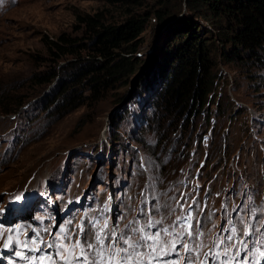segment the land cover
<instances>
[{
	"label": "rangeland",
	"instance_id": "374dc122",
	"mask_svg": "<svg viewBox=\"0 0 264 264\" xmlns=\"http://www.w3.org/2000/svg\"><path fill=\"white\" fill-rule=\"evenodd\" d=\"M202 1L0 0V93L4 103L22 102L14 113L0 112V233L11 228V236L24 223L57 237L65 218L78 229L91 227L84 218L102 225L103 216L113 224L177 219L180 229L192 219L201 230L194 240L210 248L204 257L215 264L222 228L232 222L244 232L247 225L264 227V49L261 64L247 55L240 62L216 58L215 84L199 114L180 115L157 103L161 49L172 47L171 34L183 21L206 34L218 56L228 23L217 22ZM160 9L172 17L158 23ZM95 12L108 25L146 17L131 41V60H139L132 73L107 79L99 92L83 82L67 96L72 101L62 99L58 86L78 58L91 56L80 51L56 59L43 39L83 36L75 14ZM44 74L53 77L36 83ZM214 169L224 178L220 187L218 176L207 178ZM208 187L220 197L211 196L217 201L203 210ZM171 236L161 232L155 246L179 242L180 235ZM246 257L242 252L239 260ZM172 262L181 264V256Z\"/></svg>",
	"mask_w": 264,
	"mask_h": 264
},
{
	"label": "trees",
	"instance_id": "16d2710c",
	"mask_svg": "<svg viewBox=\"0 0 264 264\" xmlns=\"http://www.w3.org/2000/svg\"><path fill=\"white\" fill-rule=\"evenodd\" d=\"M107 1L125 4L135 0ZM196 1L188 0V3ZM202 3L208 5L210 14L218 18L217 22L225 19L228 23L218 56L213 58L212 48L209 49V46L214 44L212 41H206L204 37L206 34L200 35L196 25L191 26L183 21L171 34L172 47L169 45L162 49L160 47L162 51L159 50L166 56L161 61L162 66L155 77L158 78V84L161 82L160 90L157 91V103L173 113L180 112V115L186 116L191 114V117L196 113L199 114L210 100L208 96L217 76L215 72H212L216 58L225 60L226 63L240 62L242 56L247 55L259 64L263 62L258 55L259 50L264 49V0H203ZM171 17V11L167 12L164 9L155 11L158 23ZM75 20L83 27V36L77 38L61 33L54 39H43L47 52L56 59L68 55L80 56L78 55L80 51H86V55L91 56L78 58L77 66L71 69L63 83L58 86L62 99L74 95L75 86L79 83L86 82L94 92H99V87L107 85V79L116 80L117 76H123L126 72L132 73L135 62L139 58L134 57L131 60L130 56L136 52V47L131 41L143 32L146 17H130L119 25H108L103 22L101 13L95 12L93 14L76 13ZM52 77L53 75L44 74L35 77V80L36 83L43 84L50 81ZM148 83L151 88L152 83ZM71 97L66 100L72 101ZM3 100H6V95L0 93V112L2 113H14L22 104L21 101L4 103ZM69 103L66 104L69 105ZM232 146L230 142L226 149L231 152ZM223 152L225 154V151ZM225 164L226 162L220 165L221 169ZM213 172L215 169L212 173L207 172V178L212 181L219 175L218 172L213 175ZM217 180L220 187L224 178L218 176ZM211 192V196H214L216 191ZM218 195L220 197V193L215 194V197ZM211 196L208 202L217 201V198L212 199Z\"/></svg>",
	"mask_w": 264,
	"mask_h": 264
},
{
	"label": "snow or ice",
	"instance_id": "6c2138e0",
	"mask_svg": "<svg viewBox=\"0 0 264 264\" xmlns=\"http://www.w3.org/2000/svg\"><path fill=\"white\" fill-rule=\"evenodd\" d=\"M104 227H107V223H105ZM188 227L191 228L192 226L189 225ZM101 231H103V230H101ZM133 231H142V229H133ZM232 231H233V233H235V229H233ZM162 232L163 233H168V229H162ZM243 234L244 233H242V235ZM188 235L191 236L192 233L189 232ZM160 236H161V233L160 232H157V233H155L153 235L141 236L138 240H136L134 242H131V243L129 242L131 238L124 239V237L121 236L119 239H122L124 241V243L128 245V247L127 248H124V247L118 248L116 250V255H119L121 252L128 253L129 248L135 250L137 247H144L145 245L144 244H141L140 241H144L145 244L147 243V241H154L155 242V241H157L159 239ZM105 239H111V237H102V235L99 234V233L95 236V240H96L97 244H99L101 246L104 245ZM217 239L220 240V243L221 244H226L228 241H232L233 240V237L232 236H228V237H225L223 239H221V238L218 237ZM240 243H244V241H240ZM84 244L88 248H95L96 247V244H93V243H91L89 241L87 235H85ZM147 246L150 247V248H152L153 252L156 251V249L152 245H147ZM75 247H81L80 241H77L76 242ZM184 247H185V249H187V245H184ZM172 252H177L175 243H173L171 245V247L167 251H165V255H169ZM177 254H178V252H177ZM137 255H139V253H137ZM127 259H128L127 256L121 257V260H125L126 261ZM93 264H95V262H93Z\"/></svg>",
	"mask_w": 264,
	"mask_h": 264
},
{
	"label": "flooded vegetation",
	"instance_id": "af4514ba",
	"mask_svg": "<svg viewBox=\"0 0 264 264\" xmlns=\"http://www.w3.org/2000/svg\"><path fill=\"white\" fill-rule=\"evenodd\" d=\"M210 193L209 192H207V193H205V195H204V197H203V199H204V203H203V207H202V209L204 210L205 209V206H206V204L208 205V198H210V195H209ZM206 202V203H205ZM192 220V219H191ZM178 223H180V222H178ZM177 224V219H176V221H175V223H172V222H167L166 224H163V225H159V224H154L153 225V231H160V230H157V229H159V228H161V229H168V230H171V229H173V228H177V227H179V226H177L176 225ZM181 224V223H180ZM182 225V224H181ZM196 227H197V225H196Z\"/></svg>",
	"mask_w": 264,
	"mask_h": 264
}]
</instances>
